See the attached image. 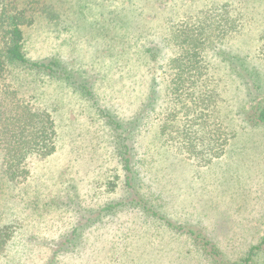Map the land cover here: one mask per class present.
<instances>
[{
	"label": "rangeland",
	"instance_id": "1",
	"mask_svg": "<svg viewBox=\"0 0 264 264\" xmlns=\"http://www.w3.org/2000/svg\"><path fill=\"white\" fill-rule=\"evenodd\" d=\"M6 6L60 67L0 80L56 133L19 183L0 147V264H264V0Z\"/></svg>",
	"mask_w": 264,
	"mask_h": 264
},
{
	"label": "trees",
	"instance_id": "2",
	"mask_svg": "<svg viewBox=\"0 0 264 264\" xmlns=\"http://www.w3.org/2000/svg\"><path fill=\"white\" fill-rule=\"evenodd\" d=\"M9 6H11L10 3ZM25 12V9L8 8L6 0H0V80L4 79V73L9 68L14 67L36 72H49L50 74L59 73L60 64L56 60L37 62L29 60L26 56V52L23 50L22 28L26 23ZM58 76L75 83L68 73ZM183 78H186L187 81L196 80L194 76ZM76 86L80 88L79 85ZM17 91L9 84L0 86V147L4 150L2 165L5 176L14 183L24 181L30 175L28 162L31 159H45L51 156L56 148L55 125L49 112L34 107L30 98L18 97L15 99ZM86 93L90 95L89 91ZM9 95L12 100L9 102L11 107L7 109L5 102ZM258 118L264 123V108L260 111ZM123 161L124 167L127 169L128 159L124 158ZM8 228L9 226L6 225L0 226V236L4 235L3 230H8ZM7 240L8 237L1 238L0 246H4ZM248 259L250 258L248 257Z\"/></svg>",
	"mask_w": 264,
	"mask_h": 264
}]
</instances>
